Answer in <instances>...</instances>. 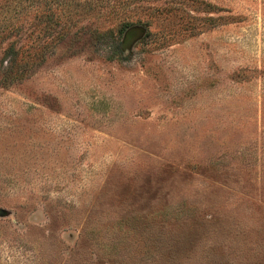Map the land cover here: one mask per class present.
<instances>
[{
	"label": "rangeland",
	"instance_id": "rangeland-1",
	"mask_svg": "<svg viewBox=\"0 0 264 264\" xmlns=\"http://www.w3.org/2000/svg\"><path fill=\"white\" fill-rule=\"evenodd\" d=\"M104 4L0 0V264H264V0Z\"/></svg>",
	"mask_w": 264,
	"mask_h": 264
},
{
	"label": "trees",
	"instance_id": "trees-1",
	"mask_svg": "<svg viewBox=\"0 0 264 264\" xmlns=\"http://www.w3.org/2000/svg\"><path fill=\"white\" fill-rule=\"evenodd\" d=\"M10 1L11 0H6ZM16 1V0H14ZM35 3L43 4L45 6H50L52 14L54 17H59L58 9L59 6L65 9V15H77L83 17V10H87L90 13L95 12L96 14L101 13L106 9L104 0H33Z\"/></svg>",
	"mask_w": 264,
	"mask_h": 264
},
{
	"label": "water",
	"instance_id": "water-1",
	"mask_svg": "<svg viewBox=\"0 0 264 264\" xmlns=\"http://www.w3.org/2000/svg\"><path fill=\"white\" fill-rule=\"evenodd\" d=\"M3 214V212H1Z\"/></svg>",
	"mask_w": 264,
	"mask_h": 264
}]
</instances>
